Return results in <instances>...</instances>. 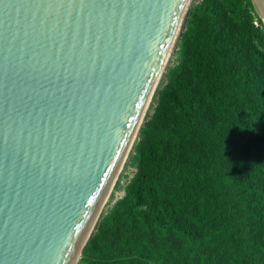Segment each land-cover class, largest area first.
<instances>
[{"label":"water","instance_id":"obj_1","mask_svg":"<svg viewBox=\"0 0 264 264\" xmlns=\"http://www.w3.org/2000/svg\"><path fill=\"white\" fill-rule=\"evenodd\" d=\"M190 1L0 0V264H78Z\"/></svg>","mask_w":264,"mask_h":264},{"label":"trees","instance_id":"obj_2","mask_svg":"<svg viewBox=\"0 0 264 264\" xmlns=\"http://www.w3.org/2000/svg\"><path fill=\"white\" fill-rule=\"evenodd\" d=\"M137 172L78 264H264V24L251 0H201Z\"/></svg>","mask_w":264,"mask_h":264},{"label":"rangeland","instance_id":"obj_3","mask_svg":"<svg viewBox=\"0 0 264 264\" xmlns=\"http://www.w3.org/2000/svg\"><path fill=\"white\" fill-rule=\"evenodd\" d=\"M201 0H191L189 5H188V9H187V16H186V22L182 23V26L180 28V32H181V36H178L177 39L175 40V47L174 49H172L171 52V57L169 58L167 64L164 67V70L162 71V74L156 84V87L153 90V94H152V98H150V102L148 103L146 109L145 110V116L144 118H142V122L139 128L138 133L136 134L133 143L131 145V148L129 150V153L122 165L121 171L115 181V184L113 186V188L111 189L110 193L108 194V197L104 200L101 209L99 210V214H98V219L101 220V218L103 217L104 214H106V212L108 211V207L111 206V203L114 202V200L116 198H119L122 195V187L125 183H128L130 181V179L135 175V173L137 172V169L132 165V158L135 154L136 151V147L138 142L141 140L140 138V130L141 128L144 126V124L146 123V121H148L152 115V113L154 112L155 107L158 104V99H159V92L162 88H164V86L167 84V73L170 67H173L176 62L177 59V52L180 49V42L182 39V33L186 30V25H187V20H188V12L198 3H200ZM100 217V218H99ZM97 219V220H98ZM98 220V221H99ZM97 225V224H96ZM96 225L93 227L90 237L88 238V242L91 239L92 235L95 233L96 229ZM87 242V243H88Z\"/></svg>","mask_w":264,"mask_h":264},{"label":"bare ground","instance_id":"obj_4","mask_svg":"<svg viewBox=\"0 0 264 264\" xmlns=\"http://www.w3.org/2000/svg\"><path fill=\"white\" fill-rule=\"evenodd\" d=\"M263 16V15H262ZM263 18H264V16H263ZM179 27H180V25H179ZM179 31H180V28H179ZM177 38H175V40H176ZM175 40L173 41V45L170 47V49H169V51H168V53H167V55H166V60L164 61V64H163V68L165 67V65L167 64V62H168V60H169V58L171 57V52H172V49H174V47H175ZM164 70V69H163ZM161 74H162V70H161V73L158 75V78H157V80H156V83H155V87H156V84H157V82H158V80H159V78H160V76H161ZM161 79V78H160ZM154 87V88H155ZM153 91V90H152ZM152 93V92H151ZM152 98V97H151ZM149 102H150V100H149ZM148 102V103H149ZM148 105V104H147ZM146 107V106H145ZM147 110V109H146ZM146 112V111H145ZM144 116H145V113H144V115H143V118H144ZM123 164V163H122ZM122 164L120 165L121 167H122ZM120 171H121V169H120ZM120 171H119V173H120ZM100 218V217H99ZM72 264H74L73 262H72Z\"/></svg>","mask_w":264,"mask_h":264},{"label":"clouds","instance_id":"obj_5","mask_svg":"<svg viewBox=\"0 0 264 264\" xmlns=\"http://www.w3.org/2000/svg\"><path fill=\"white\" fill-rule=\"evenodd\" d=\"M132 179V178H131ZM130 179V180H131ZM129 183V182H128ZM127 183H125L124 185H123V187H122V195L119 197V198H116L114 201L116 202L118 199H120V198H122L124 195H125V191H124V186L126 185ZM123 192H124V194H123ZM114 202V203H115ZM113 205H112V203H111V206L110 207H112ZM96 228V227H95Z\"/></svg>","mask_w":264,"mask_h":264}]
</instances>
